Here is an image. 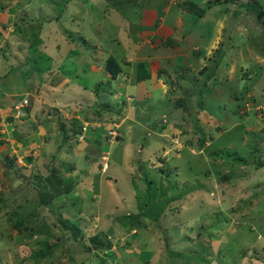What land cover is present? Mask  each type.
<instances>
[{"label": "rangeland", "instance_id": "1", "mask_svg": "<svg viewBox=\"0 0 264 264\" xmlns=\"http://www.w3.org/2000/svg\"><path fill=\"white\" fill-rule=\"evenodd\" d=\"M188 1L193 3L194 9H202L203 14L197 17L196 13L187 10L184 0H135L132 7L129 5L123 10L126 13L133 6H148L156 14V11L161 13L169 7L172 22L176 16L181 18L179 31L185 34L184 38L192 46L201 45L202 51L198 55L199 61L191 56L192 63L188 62L190 73L182 72L184 80L182 77L171 79L173 82L185 81L186 89H177L175 93L171 90L167 98H146L134 105L128 94L119 93V98L109 96L110 92H116L110 87V80L97 82L95 95V80L88 76L85 79L79 74L72 80L79 94L73 96L84 97L81 88L85 87L87 94L91 92L89 96L93 102L92 112L87 110L88 117L86 114L84 117L78 115L77 110L81 108V113L86 106L79 107L78 100L71 99L73 96L70 98L69 93L39 84V78L44 80L47 75L35 70L41 66L40 59L33 67L31 58L45 51L44 54L53 60L51 68L57 71V63L69 49L65 37L67 30L74 34L76 30L78 33L83 31L91 41L106 48L108 44H104V39L111 33L104 31L98 35L95 23H87L86 19L97 21L104 18L106 22L107 18L111 19L109 24H117L110 3L103 0L94 9L95 5H91L94 0H0V20L4 22V26L0 24V198L7 200L0 209V264H76L74 254L78 249L81 252L77 257H85L83 264L145 263L144 247L131 241L125 244L127 240L117 233L119 230L128 232L131 226L140 225L142 220L153 226L151 229H157L158 224L163 225L166 232L159 231L163 238L165 233H171L168 238L170 247L159 241L164 245L163 255L170 264H264V251L256 246L260 241L257 233L264 236V13L258 19L253 15L255 11L252 14L240 6L253 3L264 10V0ZM15 2L20 4L19 9L10 12L9 6ZM85 7L89 17L81 19ZM72 9L75 12H71ZM125 16L129 18L131 15ZM6 17H10L9 23ZM136 20L135 15L133 22L137 29L141 25ZM59 34L63 40H58ZM74 34L71 33L73 46L79 43V51L91 58L90 48L82 47ZM37 39L41 44L38 48L33 46ZM174 40L179 42L176 44L179 50L175 48L173 54L176 53L181 60H186L189 54L194 55L189 52L190 48L184 47L185 39L183 44L177 37ZM54 41L60 46L59 52ZM205 41L209 42L206 47ZM42 45H45L44 51ZM107 48L116 51L118 46L113 42ZM73 56L70 55L71 59ZM169 62L171 59L168 58L163 63L167 65ZM87 65L88 62H82L85 69ZM202 65H205L203 72L197 74ZM14 67L17 68L9 71ZM191 70L199 80H195ZM194 80H198L197 83ZM141 86L138 83L137 88ZM152 95L151 91L148 96ZM26 97L27 104L30 101L28 109H25L26 104L23 108L18 107L17 112V109L13 111L11 101L14 105L22 104L17 102ZM69 100L72 101L69 103ZM63 105H67L61 111L67 110V117L63 116V120L69 130L68 142L61 133L53 110ZM103 105L110 112L105 111ZM133 106L137 114L142 106L147 107L143 118L136 119V123L134 119L126 120L120 125L119 119L127 116L125 107L130 109ZM99 114L100 119L91 121L103 119L110 125L96 127L93 135L102 132L95 138L97 145L93 140L91 146L84 149L85 144L90 145L87 142L89 138L85 137L81 143L76 140L68 121L80 125V118L90 121L89 118ZM76 115L78 119L71 120ZM8 117L11 119L5 121ZM42 117L46 122L42 120L39 126L44 125L47 127L45 130H50L45 132L46 136L41 135L42 127L34 124ZM52 117L55 119L49 120ZM112 122L116 123L115 128L120 134L117 140L102 137L112 127ZM166 123H170V132L167 128L161 130ZM20 124L25 125L28 135L21 133L24 129ZM50 133L56 136L53 142L49 141ZM87 134H90V129H87ZM61 136L63 140L60 141ZM13 142H17V146L22 144L21 150L13 148ZM80 148L81 152L78 151ZM23 150L25 155L33 158L28 168H6L5 164L12 159L14 152L16 162L18 160L21 164L19 153ZM103 154L106 155L105 160L101 159ZM90 155L94 156L93 161L97 162L99 169L102 162H106V172L101 176L109 177L112 194L104 186L99 189L96 179L87 184L90 191L85 193L80 187L87 181L75 183L85 177L84 170L80 171V163L90 159ZM51 169L68 181L72 177L77 192L71 188L66 195L53 198L45 207L38 209L39 219L35 220L37 234L18 233L12 228L9 217H19L20 214L22 217L30 212L38 198L35 193L41 186L39 184H45V177L49 176ZM16 175L22 177L23 183L27 179L32 180L27 181L26 186L22 183L14 186L15 180L12 179ZM34 181L37 186L31 185L35 184ZM90 193L98 194L97 199L93 196L94 200L90 201ZM67 197L75 204L69 203ZM22 199H27V203H22ZM19 202L22 205L15 208ZM65 202L70 206L66 207ZM14 211L16 215L12 213ZM31 218L26 216V220ZM59 218L76 224L79 233L65 228L67 225L63 226ZM179 230L185 234L183 238L176 237ZM151 232L145 231L149 236L146 241L153 239ZM71 234L75 236L70 237ZM155 234L158 235V230ZM92 235L102 245L97 255H93L92 249L89 252L85 249L88 245L93 248L87 243ZM218 240L222 243L215 245L214 249L211 241L217 243ZM53 242H57V246H53L42 259L34 258L33 252L30 255V251ZM106 243L108 248L104 246ZM152 247L155 248V244ZM174 250L179 252L171 254L170 251ZM148 258L150 262L154 261L152 257Z\"/></svg>", "mask_w": 264, "mask_h": 264}, {"label": "crops", "instance_id": "2", "mask_svg": "<svg viewBox=\"0 0 264 264\" xmlns=\"http://www.w3.org/2000/svg\"><path fill=\"white\" fill-rule=\"evenodd\" d=\"M102 1L103 0H94L93 4L91 2H89V4L91 3V5H95L94 6V9H95L96 5H98V3L102 2ZM62 3L64 4V1ZM19 6H20V4H17L15 2L13 5L9 6L10 7L9 11L10 12L15 11V9H19ZM135 7L136 6H133L132 10L129 9L130 11L126 12V13L125 12H123V13L119 12L118 10L112 8L115 11L112 13L116 14L113 16H116L115 20H117V24H113V23L109 24L108 22L111 19L107 20V18H106L105 19L106 22H105L104 18H102V17H101L102 18L101 20L100 19L97 20V18H96L97 21L90 20L89 18L86 19L87 23H90V22L95 23L94 28H95L98 35H100V33L102 34V32H104V31H108L111 33V35L107 36V38L104 39V44L105 45L108 44L106 46V48L101 47V44L98 42L94 43L93 41H91L90 37L87 34L83 33V31L81 33H78L79 30H76V31H74V32H76V34H74L73 31L71 32L70 30H67L66 33H68V34L65 37L67 39L66 43L69 45V49L67 50L66 56L61 58L59 60L60 62L57 63V71L55 69L51 68L53 60L49 58L48 54L38 53V54H35L34 56H32V58H31L32 62L31 61L30 62H31V64H33V67H34V65L37 66L35 64V61L37 59H40L39 63H41V62L43 63V64H40V65H42L41 68L39 67L40 69L37 66V67H35V70L36 69H38L36 71L41 70L44 73V75H47V78L44 80L39 78V84L41 83L42 86H46V87L50 86L53 88H58L61 92L65 91V92L70 94V98H71L73 95L79 94L78 89L75 88V86H73V82H72L73 78L77 79L79 74H82V76L85 79H87V76H88V78L90 80H93V81L95 80V84L97 82H103V81H106L109 79L108 73L103 70L102 62L106 56L110 55L115 59V61L118 63V65L120 67V71L116 75V77L114 79H109L110 80V87L112 86V89L116 90V92H114V93L110 92L109 96L112 98H116V97L119 98L118 97L119 93L128 94L132 97V101H130V102L135 105V103L139 102V100H143L146 98L162 99L165 96L167 98V95H168L169 91H171V90L174 93L177 91V89H184L185 90L186 89V86L184 84V83H186L185 81L173 82L171 79H173L175 77L177 80H179L178 78L182 77V80H184L183 79L184 73L185 72L190 73V70L188 71V67H189L188 62L189 61L191 62L193 58L197 59L199 61L198 55H200L202 52L201 48H200L201 45L199 46L196 44V45L192 46L191 45L192 43H189L186 41V38H184L185 34H181V32L179 31L180 30L179 27H181V18L176 16V12H175L174 15L176 16V18L172 22L169 7L164 8L161 13H159L155 10L156 14L151 12V10L149 9L148 6H142V7H136V8ZM73 10L74 9H72L71 12ZM73 12H75V11H73ZM96 13L98 15H101L99 12H96ZM81 14L83 15V17L81 19L86 18V16L89 17L87 7H85V9H83ZM125 15H131V16L129 18H127V16H125ZM133 15H134V19H132ZM135 15H136L137 23L139 25H141L140 27L137 26V29L135 28V23L133 22V20H135ZM117 16H120V17H117ZM6 19L8 22L10 20V17H6ZM71 21H73V19H71ZM3 23L4 22H2V20H0V24L2 26H4ZM82 24H81V26H82ZM98 25H100L101 28H96ZM105 25H107V26L105 27ZM71 33L77 37L79 42H81L82 47L90 48V50L92 51L91 58L89 56L85 55L84 52L79 51V45H78L79 43L74 44V46H73V42L71 39ZM59 35H61V34H59ZM176 37L180 39L181 43L184 42L183 40L185 39L184 47L190 48L189 52L190 53L193 52L194 55L189 54V56H188V58H186V60H184V58H182V60H181L180 56L178 57L176 53L173 54L172 51L173 50L175 51V48H178V50H179V47L176 46V44L178 45L179 42L177 40H174V39H176ZM57 38L58 37H56V40H57ZM63 39L64 38L61 35L58 40H63ZM113 42L118 46V49L116 51H113V50L107 48ZM210 42L212 43V41H210ZM208 43L209 42L205 41L204 47H206V45ZM39 45H41V44H38L37 48ZM54 46L57 47V51L59 52L60 46H59L57 41L55 42ZM76 49H77V51H76ZM39 52H41V51H39ZM103 53H105V56H103ZM13 55L14 54H12V56ZM38 55H41V56H38ZM70 55H75V56H73L74 58L71 59ZM9 56H11V55L9 54ZM170 57H172V58H170ZM168 58L171 59V62H169L167 65H165L163 62L165 60L167 61ZM178 58H180L179 64H177ZM82 62L83 63L88 62L86 69L82 66ZM137 62H144L145 63V70L149 74L147 78L141 79V80L135 79L136 63ZM16 68L17 67L10 68L9 71H12ZM204 68H205V65H202L197 70L196 73L199 74V73L203 72ZM178 72H180V73L175 75V73H178ZM182 72H184V73L182 74ZM191 72L195 74L194 75L195 80L198 79V77H196L195 71L193 72V70H191ZM197 81H195V82L197 83ZM50 82H53V84H55V85L52 86L50 84ZM138 83L142 84V86L140 88H137ZM23 84L25 85V83H23ZM90 86H91L90 88L92 89L91 84H90ZM81 89L84 91V93H82V95L84 97L73 96V98H71V99H77L78 100L77 104L79 103L78 104L79 107L82 105L86 106V109L84 111H86V116L88 117L87 110L90 111L92 109L91 104H93V102H91L92 99H90L91 92L87 94V92H85V87H82ZM151 91L153 92V95L150 97L148 95ZM93 93H94V89H93ZM86 94H87V96H85ZM92 95H94V94H92ZM136 96H138V99L136 98ZM87 99H88V101H87ZM101 99L103 101H105L103 98H101ZM71 101L72 100H69V103ZM11 102L13 103V101H11ZM109 103H113V101L109 102ZM66 106L67 105H63L58 109L57 108L53 109L54 113L56 114V120H58L59 123L64 124V128H66L65 127L66 121L63 120V116L67 117L66 116L67 110H65V111H61V110L63 108H65ZM143 107H144V109H143ZM125 108H126L125 113L127 112V116H125V118L119 119L120 125L125 123L126 120L130 121V120L134 119V122H135V120L138 118L142 119L143 118L142 114H143L144 110H147L146 106H142V109L139 111V113H138L139 115H138L136 113L135 106L130 108L132 110V113L129 112L130 111L129 107H125ZM80 110H81V108H78V110H77L78 115H83L84 111H82L80 113ZM105 111L110 112V110H108V107ZM134 111H135V113H134ZM90 112H92V110ZM98 113H99V111H98ZM58 115L60 116V118ZM78 115H76L74 118H71V120L78 119ZM161 117H163V119L166 118L165 116H161ZM50 119H55V117L49 118V120ZM42 120H44L46 122V120L42 117L40 120L35 121L34 124L35 125L38 124V126H39V123L42 122ZM80 120H81L80 121L81 123L79 126H81L82 123H86L87 129H90V134L86 135V138H89V141H87V142L90 143V145H86L85 143H83V144H85L84 149L91 146V142L93 140H94V144L96 146L97 140H95V138L99 137L102 132L101 133L99 132L100 135H98L99 133L93 135V131L96 130V127L100 128L101 126H103L105 128V126L107 127L110 124L102 121L103 119L101 121H87L85 119L80 118ZM68 122L72 123L71 121H68ZM20 126L23 127L25 125L20 124ZM39 127H42V131H40V132H42L41 133L42 136H46L45 132L50 131L49 129L45 130V128H47V127H44V125H41ZM128 127H130V125H128ZM19 128H21V127H19ZM164 128L165 129L167 128V131L169 130V132H170L171 131L170 130V123H166L165 127L161 128V130H163ZM23 129H24V131H21V133L24 134V136L28 135L29 131L26 132L25 127H23ZM87 129H86V131H87ZM172 132H173V129H172ZM61 133L63 134L64 138L68 142L69 132L65 131V133H64V130H63V132L61 131ZM50 134H51V136H49V141L53 142L55 140L56 136H54L53 133H50ZM73 136H75V134H73ZM61 140H63L62 136H61L60 141ZM11 144H12L13 148L17 147V149H18L17 151L21 150V148H22V144H21V146H17V142H13ZM78 146H79V143L76 144L74 149H76ZM78 151L81 152L82 148H80ZM21 152L19 153V155L21 157L22 156H25V157L28 156V155H25V151L23 153H21ZM74 153L79 155V153L77 151H74ZM14 155L17 156L16 152H14ZM93 157H92V155H90V159L86 158V162L80 163L81 164L80 171L84 170V173L86 175L82 180H77L78 182L75 181V183L87 181L86 183L81 184V187H80V189L82 187L84 188L82 193H85V192L90 191L87 188V184L91 180L94 181V179H96L95 182L99 186V189L103 188V186H104L107 189H109V193L112 194L113 188H112L111 183L109 181V177L108 176H105V177L101 176V173H105L107 168L104 171L99 169V165L97 164V162L94 163ZM32 161H33V158L31 160V162ZM103 177L105 179L104 181H103ZM69 180H71L72 189L75 192H77L74 189V186H73L74 182H73L72 177L69 178ZM113 184L114 183H112V185ZM62 195H64V194H62ZM97 195H95L93 193H90V195L88 194L90 201L94 200L93 196H95V198L97 199ZM67 199L69 200V203L75 204L74 202L70 201V198L67 197ZM79 208L80 207H78L77 211H74V212L75 213L78 212ZM142 219L143 218H141V220ZM139 222H141L140 225L131 226V228L129 229L128 232L123 233V232H120V230H119V231H117V233L119 232L118 234L123 235L124 239L127 240V242H125V244H129L132 242L135 244L138 243L140 246H142V248L144 247V251L146 252L147 258L144 259L145 263H141V264H149L150 258H148V256L152 257V259L154 260L153 262H150V264H166V263L170 264L167 261L168 258L165 255H163L164 250H165L163 243L166 246L168 244V246L170 247L169 242H168V238L171 237V233H169V232L165 233V236L163 238L159 234V231H165L166 232L165 227L163 225L159 226V224H158L157 229H155V227L153 229H151L153 226H150V224L149 225L145 224L143 222V220L139 221ZM160 229H162V230H160ZM146 230L152 231L151 234H152V236L154 235L153 239L150 241H146L149 238V236L147 234L145 235ZM156 230H158V235L155 234ZM96 233H97V231L95 232V234ZM184 235L185 234L179 230L176 237L179 236V238L180 237L183 238ZM229 235H230V233L229 234L227 233V236H229ZM257 235H258L260 241L258 242V244L256 246L259 249H262V251H264V236L260 233H257ZM160 240L163 241V243H159ZM129 241H131V242H129ZM172 242H175V240H172ZM87 243L90 244L89 241H87ZM219 243H222V240H221V242L218 240L217 243H216V241L215 242L211 241V245L213 246V248L215 247V245L218 246ZM152 244H155V248L152 247ZM175 247H177L179 250L182 249L180 246H175ZM70 248L71 247H69V249ZM91 249H92L93 255L98 254V252L96 250H94L93 248H91ZM78 251H75V254H74L76 256L75 258H77L76 264H80L81 262H83V260L85 258V257H79V256L77 257V254L80 253L81 250L78 249ZM87 252H89V251H87ZM178 252L179 251H177V250L170 251L171 254H174V253L177 254ZM140 253H142V252H140ZM166 255H168V253ZM141 259H143V258H141ZM84 262H85V260H84ZM211 264H214V263H211Z\"/></svg>", "mask_w": 264, "mask_h": 264}, {"label": "trees", "instance_id": "3", "mask_svg": "<svg viewBox=\"0 0 264 264\" xmlns=\"http://www.w3.org/2000/svg\"><path fill=\"white\" fill-rule=\"evenodd\" d=\"M104 1L107 4L110 3V5H111L112 8H114V9H116L118 11H121L123 13L124 8H129V5H131L132 3H134L135 0H104ZM226 1L231 2L232 0H215V3L226 2ZM63 5L64 4L62 3L61 10L63 9ZM184 5L187 8V10H189L190 12L192 11L193 13H196L197 14V17L198 16H201L203 14V12H204L202 9H194L193 3L190 2V1H188V0H184ZM240 6L243 8V10H248L250 13H252V12L255 11V14H253V13L252 14L255 15L256 18H258V19H260V17L264 13V10L261 8V6L257 5V7H255V5L253 3L240 4ZM242 13H243V11H242ZM237 19H239V17ZM38 44H40V43H39V40L37 39L35 41V45H33V46H37ZM41 47H42V50H43L44 47H45V45H42ZM44 53H45V51H44ZM40 64H42V63H40ZM41 67H42V65L40 66V68ZM102 67H103V70L108 73L109 79H114L116 77V75L120 71V67H119L118 63L110 55H108V56H106L104 58V60L102 62ZM241 68L242 67H240V69ZM39 72H41V70H39ZM148 75H149L148 72H146V70H145V63L144 62H137L136 63V76H135V79L136 80L145 79V78L148 77ZM241 76L242 75H240L239 78H241ZM50 84L52 86L55 85V84H53V82H50ZM98 85L99 84L96 83L95 86H94V94L95 95H96V90L98 89ZM252 98L254 99V97H252ZM27 99H28L27 97L21 99V101H24L23 102L24 106L28 102ZM29 104H30V101H29ZM29 104H27V106H25V109L26 110L28 109L27 107H28ZM23 107H21V108H23ZM103 108L107 109V107L105 105H103ZM85 114H86V111H84L83 112V115H81V116H84L85 117ZM59 118H60V116H59ZM95 118L96 119H100V115H97V117H94V118L91 117L89 119L91 121V120H94ZM6 119L7 120H10L11 117L10 118L9 117L8 118H5V121H6ZM70 124H71V127H72L71 128L72 134H75L76 135L77 133H79L80 126L79 125L72 124V123H70ZM59 128H60V130L62 132L64 130V133H65V131L66 132L67 131L69 132V130L67 129V127L64 128V125L61 124V123L59 125ZM26 132H28V131H26ZM102 137L104 138L103 135H102ZM116 140H117V138H116ZM13 156H14V158H13ZM24 160L26 162L27 161L30 162L32 160V156L31 155H28L27 157L24 158ZM5 166L8 169L13 168L14 166L19 167V168H23V170L26 169L25 166L19 165L16 162V156L14 154L12 155V159H9L6 162ZM54 171L55 170H52L51 169V173H50L51 175L49 174V176H46L45 177V180H46L45 181V184H39L41 186H39L38 191L35 193L38 196V198L34 201V206H32L33 208L30 210V212L24 213V215L22 217H21V214H20L19 217L18 216L17 217H14V218L9 217V219H11V226H12V228H14L18 233L19 232H23V231H27L28 233L31 232V233H29L30 236L33 235V234H37L38 233V229L35 227L36 226L35 224L37 223V222H35V220H38L39 219V217H38V213H39L38 212V209H41V208L45 207L46 204L48 203V201L50 202L53 198L59 197L62 194L66 195V193L71 190V188H72V183L70 182L71 180L68 181L65 177L59 175L57 172H54ZM30 172H31V170H30ZM12 180H15L14 181L15 182V185L14 186L21 185V183H22V185H25L26 186L28 184L27 181L32 180V179H27L26 182L23 183L24 180L22 179V177L20 175H16L15 177H13ZM47 182H48V184H46ZM34 183L35 184H31V185L32 186H34V185L37 186L38 185L35 181H34ZM16 193H18V192H16ZM22 200H23L22 203H27V199L26 200L25 199H22ZM0 202H1L0 209H3V206H5L7 204V200H2L0 198ZM68 202H69V200H68ZM22 203L21 202L17 203L15 208L20 207L22 205ZM64 205L66 207H68L69 206V203L65 202ZM12 213H15V215H16V211H14ZM26 216L33 217V218L26 220ZM58 220H59V222L62 223L63 226H66L67 225L65 228H72L76 232L79 233L78 226L76 224H73V223L71 224L69 219L59 218ZM67 223H70V225H68ZM32 224H34V225L32 226ZM68 236H70V235H68ZM74 236H75V234H71L70 237H74ZM79 236L81 238L83 237V236H81V234H79ZM89 242L92 245L93 249L96 250V251H98L102 247L100 240L97 239V237L94 236V235L89 237ZM55 245L57 246V242L49 243V244H46V245L43 244V245H41V247H38L34 251H30L29 253L31 255V252H33V256H35L34 258H36V259H42L46 254L49 253V251ZM104 246L108 248L109 244L106 243V244H104ZM85 249H86V251H89V249H91V248H90V246H87ZM83 262H84V260H83ZM83 262H81L80 264H82Z\"/></svg>", "mask_w": 264, "mask_h": 264}, {"label": "built area", "instance_id": "4", "mask_svg": "<svg viewBox=\"0 0 264 264\" xmlns=\"http://www.w3.org/2000/svg\"><path fill=\"white\" fill-rule=\"evenodd\" d=\"M21 106V103L19 105H15L14 108H17ZM111 128H108L106 130V133L104 135V138L108 139V140H116V138H118L120 136L119 132H117L116 130V123H111ZM86 129H87V124L86 123H82L80 126V131L79 133L76 135V140H78L79 142L84 141L85 137H86ZM101 159L105 160L106 159V155L103 154L101 155ZM106 162L103 161L101 164V170H104L106 168Z\"/></svg>", "mask_w": 264, "mask_h": 264}, {"label": "clouds", "instance_id": "5", "mask_svg": "<svg viewBox=\"0 0 264 264\" xmlns=\"http://www.w3.org/2000/svg\"><path fill=\"white\" fill-rule=\"evenodd\" d=\"M19 102H22V104H21V106H19V108H20V107H23V106H24V104H23L24 101H21V100H20V101H18L17 103H19ZM17 105H19V104H17ZM14 106H15L14 103H12V105H11L12 110L15 111V110L17 109V110H16V112H17L19 108H18V107H17V108H14ZM112 123H114V122H112ZM77 134H78V133H77ZM77 134H76V135H77ZM76 135H75V136H76ZM16 158H17V156H16ZM24 158H25V157L22 156V162H21V164H20V161L18 162V160H17V162H18V164H20V165L25 166V167L28 168V163H29V162H26V161L24 160ZM92 236H93V235H92Z\"/></svg>", "mask_w": 264, "mask_h": 264}]
</instances>
